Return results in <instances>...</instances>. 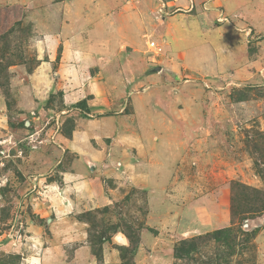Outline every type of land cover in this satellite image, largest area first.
<instances>
[{"label": "rangeland", "instance_id": "374dc122", "mask_svg": "<svg viewBox=\"0 0 264 264\" xmlns=\"http://www.w3.org/2000/svg\"><path fill=\"white\" fill-rule=\"evenodd\" d=\"M215 261L264 264V0H0V264Z\"/></svg>", "mask_w": 264, "mask_h": 264}, {"label": "trees", "instance_id": "16d2710c", "mask_svg": "<svg viewBox=\"0 0 264 264\" xmlns=\"http://www.w3.org/2000/svg\"><path fill=\"white\" fill-rule=\"evenodd\" d=\"M233 231L234 230L232 228L222 229L210 233L209 235H207V238L212 242L227 245L230 249H232L233 245L235 244V240L234 238H232ZM201 240H203V238H195L191 241H184L182 244L183 246L177 249V256L182 259L188 258L191 260L192 252H198L199 248L201 247ZM211 264H219V261H215Z\"/></svg>", "mask_w": 264, "mask_h": 264}, {"label": "built area", "instance_id": "2783aa9c", "mask_svg": "<svg viewBox=\"0 0 264 264\" xmlns=\"http://www.w3.org/2000/svg\"><path fill=\"white\" fill-rule=\"evenodd\" d=\"M147 48H148V51L151 53H155L157 56L160 55V52H162V49L161 47L156 43V42H153V41H149L147 44H146Z\"/></svg>", "mask_w": 264, "mask_h": 264}]
</instances>
